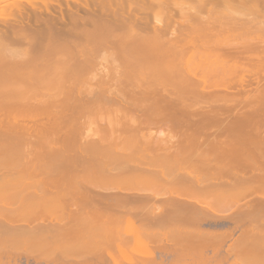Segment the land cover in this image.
Segmentation results:
<instances>
[{
  "label": "bare ground",
  "instance_id": "6f19581e",
  "mask_svg": "<svg viewBox=\"0 0 264 264\" xmlns=\"http://www.w3.org/2000/svg\"><path fill=\"white\" fill-rule=\"evenodd\" d=\"M27 1H10L16 15L8 20L0 19V264H67L70 262L65 263V257L89 254L111 257V251L106 250H111L113 245L131 260L130 255L138 254L131 252L138 247L139 254H150L153 239L143 235L150 233L152 227L142 225L151 223L165 227L156 228L157 237L166 235L163 238L178 239L170 240L174 241L171 245H161L159 239L161 247L155 248L159 253L151 251L153 258L156 252L175 258L206 257L211 239L229 238L232 232L204 229L201 225L177 227V223L190 221L191 216L198 224L218 226L225 215L226 220L228 217L215 211L217 207L226 204L225 207L236 198L241 201L247 192L257 194L256 200H252L254 193V197L249 193L247 197H252L260 211L253 208L255 215L251 223L255 226L250 223V228L245 227L230 249L264 255V0H241L243 10L230 9L229 0L226 5V0L222 3V0H156L157 15H170V19H158L156 24L139 15L142 11L137 2L140 0H126L129 5L132 1L138 4L134 12H128L129 5L127 8L124 5L126 15L123 6L119 7L122 0H33L25 5ZM105 3L112 7L109 13L104 11L108 4L106 9H100ZM148 3L145 6L149 7ZM219 3L224 5L223 9ZM6 4L11 6L9 1ZM111 49V58H105L106 63L112 61L113 66H106L111 70H99L100 73L96 69L95 72L98 51L108 55ZM232 94L243 97H231ZM127 100L150 101L152 105L148 106L146 116L118 111L120 114L116 112L113 117H103L104 122L107 120L101 123L100 132L86 141L90 148L118 146L153 151L156 139L140 132L143 126L156 120V124L167 123L172 128L184 129L181 136L186 139L180 142H187L186 145L196 144L205 136L210 149L216 148L219 151L216 156L222 160H215L218 162L213 164V154L206 153L203 146L199 149L201 152H196L205 160L207 169L216 166L215 171L219 168L228 175L248 177L237 180L234 176V181L226 183L218 179L226 187H218L214 192L213 188H208L211 191L198 190L197 186L194 189V184L193 190L188 191L172 179L156 177V184L164 186L160 185V189H169L165 194L158 191L156 198L144 194L141 184L148 180L136 169V173L132 174L133 171L118 181L116 178L112 183L104 181L110 187H104L98 179L94 183L89 179L79 182L61 177L28 181L27 175L34 171L53 170L52 164L39 163L44 159L42 152L46 145L69 143L67 136L81 130L79 127L86 123L75 112L85 109L82 103ZM193 102L202 106H198L201 113H194L198 109ZM201 134L204 136L200 139ZM17 141L32 143V146L27 152L26 149L21 152L16 148ZM192 143L187 147H181L180 143V148L171 146L175 148L172 153L167 146V151L183 157L195 151ZM15 158L21 162L19 159L15 162ZM93 164L99 165L98 170L87 164V178H92L90 174L94 172L101 178L112 170L108 168L109 163L108 166L101 163L102 167L100 163ZM27 188L29 191L22 193ZM44 214L54 217L57 224L48 228L40 224L29 227L12 223L16 215ZM243 218L239 220L243 222ZM128 233L137 245L131 254L124 248L130 244L124 236ZM190 233L199 240L191 238ZM186 235L191 236L186 239ZM219 246L213 248L216 254ZM5 256L9 261L4 262ZM160 259L156 264H164ZM117 263L115 259L114 264ZM140 264L150 263L142 260Z\"/></svg>",
  "mask_w": 264,
  "mask_h": 264
},
{
  "label": "rangeland",
  "instance_id": "374dc122",
  "mask_svg": "<svg viewBox=\"0 0 264 264\" xmlns=\"http://www.w3.org/2000/svg\"><path fill=\"white\" fill-rule=\"evenodd\" d=\"M0 1L2 2V6L0 5V7H2V9H0V11H1L0 14L2 13L1 14L2 16H0V19L1 18L3 19V17H6L7 20L10 19V18H14V15H16V11L14 10L13 5H11V2H14V0H7V1H4V2L2 0H0ZM8 1H9L11 6L8 5L9 7H6L7 4H8V3L6 4V2H8ZM26 1L27 0H23V2H26ZM31 1H33V0H29V1H27V3H24V4L28 5V3L31 2ZM78 1H80V0H78ZM81 1H84V0H81ZM120 1L121 0H119V2ZM133 1L130 3V5H129L128 2H126V0H125V3L123 2V0H122V2H120L121 6H119V7L123 6L122 7L123 8L122 11L124 12L123 13L124 15H126V13H128L129 10L131 12H134L136 10V6L139 4L138 7H140L141 8L140 10L142 11V12L140 11L141 13L139 15L142 16V17H147L148 19L152 20V22H154L155 24L159 22L158 19H161L163 21H166V20L170 19V17H169L170 15L167 16L168 14L166 16L164 14L162 17L160 16V14L157 15L156 8L154 7L156 0H152L153 3H150L149 2L150 0L149 1L148 0L147 1L146 0H140L139 1L140 3L137 2L138 3L137 5ZM141 1L144 2V5H142L143 3ZM191 1L192 0H190L189 2H191ZM224 1L222 0L220 3L224 2ZM227 1L228 0L225 1L224 5H226ZM229 1H231V2L227 3V5L229 6L230 9H234L232 7H235V10H243L244 9V6H243L241 0H239V2H237L238 0H229ZM33 2H35V0ZM145 2H147V3L149 2L148 3L149 7L145 6L146 5ZM177 2H178V0H177ZM179 2H180V0H179ZM220 3H219V5H221ZM105 4L102 5V7H104V8H100V9H102V10L106 9L108 7L107 6L108 3H105ZM4 5H6V6H4ZM108 5H109V7L106 10H104V11L108 12V9H110L111 5H112V7H114V5H116V4L113 2V4H111V5L108 4ZM128 5H129V8H127ZM98 6H96L97 9H98ZM223 6L221 5L220 9L221 8L223 9ZM119 7H118V9H120ZM124 7L128 9V10L126 9L128 12L126 11V13H125ZM172 7H174V6H172ZM100 9H98V10L101 11ZM8 16H12V17L8 18ZM18 17H20V16H18ZM122 17H123V15H122ZM6 18H4V19H6ZM246 18L249 19V18H252V17H246ZM112 50L113 49L108 50V52H109L108 55L109 56L106 55L104 51H102V52L98 51V53H97L98 58L96 57V62H95V72L97 70H98L97 72H100L99 70H102L104 72H107L106 69H108V71L111 70V69H109V67H106V66L108 64H109L108 66H111L113 63H111L112 61L110 63H106L107 61L105 62V58L106 59H108V57L111 58L110 55H112L113 53L111 54L110 52H112ZM114 51H115V49H114ZM103 52H104V56L102 55ZM105 55H106V57H105ZM102 56H103V58H102ZM98 63H101V64L98 65ZM100 67H102V68H100ZM100 73H102V72H100ZM198 103H200V101H198ZM198 103L196 102V104H197L196 105L193 102V105L195 107L197 106L196 110L198 109V111H195V109L193 110V111H195L194 113H196V114H198L199 111H200V113L202 112L200 110L201 108H198V106H201L202 104L200 103L201 105H199ZM202 103H204V102H202ZM82 104L85 106V109L84 108H82L80 110L78 109L79 112L77 110L75 112H77L76 116L77 117L79 116L80 120L82 119L81 121L83 122V120H84V122H86V123H83L80 126L81 128L79 127V129H81V130H79V131L76 130L77 132L75 131L74 133H71L70 135L67 136V138L69 139V143H67V144L46 145V147L43 149V152H42L43 153L42 156H43L44 159L40 160L39 163L41 162L42 164H47V165H51L52 164L53 170L49 171L47 169L45 171L44 170L43 171L40 170V171H37V172L34 171L33 174L27 175L28 176V181H30V183H33V182H35V180H38V179L61 177V178L74 179V180L77 179L78 181L80 179H81L80 181H82L83 179L84 180L86 179L85 181L92 180V183H94L93 182V181H95L94 179H96V180L98 179V180H100V183L103 182L102 184L104 185V187H110L111 184L107 185L104 181L109 182V183L111 181V183H112V180L115 179V178L117 179V180L116 179L115 180L118 181V179L124 177V175L128 176V175H130L129 173H132L133 171L134 172L132 174L136 173V171H135V169H136L137 171L138 170L142 171L143 173L142 174L140 173V174L142 176L144 174L143 177L144 178L147 177V180H148L147 183L143 182L144 184H141L142 186L140 185L142 187L143 192H145L144 194H147V195H150V196H153V197L155 196V198H156V194H160L159 192L162 193V191L163 192L165 191L164 192V194H165L166 191L167 192L169 191V189L167 187L164 188L165 190L159 188L160 185L161 186H163V185L160 184V183L156 184V177L172 179L178 185H181L183 189H186L188 191L189 190H193V186H191V185L194 184V186H195L194 189L196 188V186H197L198 190L200 189L202 191H206L208 188L209 189L213 188L212 192L218 190V187L222 188V189H223V187L224 188L226 187L225 185L221 184L220 180H218V179H221L222 183L223 182L226 183L227 181H230V182L234 181L236 178L238 180L240 178H243L244 176L248 177V175H244L242 177V175L240 176L238 174H232L233 175L232 176L230 174L231 172H229L230 175H228V174H226V172H221L219 170V168L216 169L217 171L219 170L218 172L215 171V167H216L215 165L218 162V161H215V160H220L219 158H217V156H218L217 154H218L219 151L215 150L216 148H213V147L212 148L214 150L210 149V144H207L208 142L204 139V137H205L204 134H201V136H200V139H201L202 136H204L202 138L203 140L201 139L196 144L192 143V142H188L189 144L192 143V144H194V146H196V147L193 146L195 148V151L188 152L189 155H183V157H182L181 154H176V153L175 154L173 153L174 155L170 154L169 152L172 153L174 151V149L176 148L175 147L176 145H177V148H180V146L182 147L183 145L187 144V142H185V144L182 143L183 139L185 138V136H183V137L181 136L182 133H183L182 131L184 129L172 128L170 126H167L166 125L167 123L166 124L161 123L162 124L161 125V124H158L160 122H157V124H158L157 125L156 124V120L154 121V123H152V124H150L148 126H143V128H142V130L140 132L141 135H143V136H147V137H151L152 136L153 139H156V148H153L154 150L150 149V150H153V151H147L148 149L147 150H135L133 147H128L126 149L124 147L122 149V148H120L118 146L117 147H115V146L114 147H112V146L111 147H104L102 149L99 148L100 146L99 147L96 146L97 148L96 147H91L90 148V146L88 144H86V141L88 143V140H89L88 138H90V137L93 138V137L97 136L96 132H98V131L100 132L101 123H105L109 116H112V117L115 116V114H117L118 111L120 113L123 112V114L126 113L127 115H133V114L136 115V114H141L142 113L143 115L146 116L147 113H148L147 109H150V108H148V106H151L152 103L150 101H143V100L142 101L127 100V101H118V102L90 101V102H84ZM99 106H101V107H99ZM111 106H115V109L113 107H112L113 108L112 109ZM88 107H90V108H88ZM94 107L97 108V109L94 110ZM202 110H203V108H202ZM204 110H205V104H204ZM193 111L191 113H193ZM120 113H118V114H120ZM194 113H193V116H194ZM80 114H81V117H80ZM103 117L104 118L107 117L105 122L103 121L104 120ZM181 140H182V142H180ZM204 140L206 141V143L204 142ZM179 143L181 144L180 146L178 145ZM189 144L186 145V147L189 146ZM15 145H16V148H18L21 152L24 149H26L25 151L27 152L31 148L32 143L28 144V143H25V142H22V141L21 142L17 141ZM167 146L169 148H171L172 151L168 152L167 149H169V148H167ZM171 146L175 147V148H172ZM191 146L192 145H190V148H191ZM203 146L204 147L209 146V147L204 148ZM202 147H203V149H204V151L206 153L213 154V156L211 155L213 159L212 158L211 159L213 161H215V163H213V164H215L214 165L215 167L212 166V167L207 169L206 166H204L205 160L201 159V157L199 156L200 153L196 152L197 150H198V152H201V151H199V149H201ZM196 154H197V157H196ZM180 156H181V158H180ZM215 156H216V159H214ZM20 159H21V157H20ZM20 159L18 160L19 162H21ZM17 160L15 158L14 161L18 162ZM220 161H222V160H220ZM93 163H95V164L96 163L97 164L100 163V167H102L101 163H106L104 165H107L109 163V167L108 168H110V170L112 169L111 172H114V173H111L109 171V169L107 168L109 173H110L109 174L107 172L108 176H106L107 173L105 174V176L103 175V173H105L104 170H103V173L100 172V174L102 173V176H104V177L100 178L99 176H101V175L97 176L98 173L96 174V176H97L96 177L94 175L95 174V172H94L93 174H90L92 178H87L88 177L87 175L89 174L88 173L89 172L88 171L89 168L87 167V164H88V166L90 164V166H91L90 168L93 169L94 166L96 167V165H94ZM98 166L99 165H97V167H96L97 170H98ZM110 166H112V167H110ZM104 167H106V166H103V168ZM114 167H116V168H114ZM119 167H120V169H119ZM123 167H124V170H123ZM137 168H139V169H137ZM115 170H117V171H115ZM118 171H120V172H118ZM139 171L137 173H139ZM91 172H93V171H91ZM116 172H118V173H116ZM214 172H217V173H214ZM150 173H151V176H149ZM218 173H221V175H220L221 177L220 176L218 177ZM248 173H249V171H248ZM250 173H251V171H250ZM114 174H115V176H114ZM112 176H114V177H112ZM234 176H236V178ZM148 177H151V179L150 178L148 179ZM233 177L235 178L234 180H232ZM87 179H89V180H87ZM150 180H152V181H150ZM214 180L218 181V183H216ZM88 183H86V184H88ZM90 183H91V181H90ZM197 183H198V185H197ZM199 184H200V186H199ZM95 185H98V184L96 183ZM92 186H94V184ZM95 188H97V187H95ZM28 191H29V189L27 188V190L26 189L23 190L22 193H27ZM209 191H211V190H209ZM156 192H158V193H156ZM186 192L187 191H185V193ZM248 193L249 192L246 193V197H244V198H243L242 195L239 196L240 199L243 198L241 201H239L236 198L234 200L235 202L234 201L233 202L230 201L229 203H227L229 205H227L225 207H224V205H226V204H223L221 207H217L218 210L216 209L215 211H217V212L219 211V212H222L224 214H227V217H228V218L226 217L227 218V220H226L225 219L226 215L224 216V218H223L224 220L220 222L221 225L218 224V226H217L216 224L215 225L213 224V226H211L212 223H209L210 224V226H209L206 222H205L206 224H203L202 222H200L203 225L202 224H198V223L192 221L193 219L191 218V216L189 218L190 221H187V222L185 221V222H181V223L178 222L179 224L177 223V225H176L177 227L195 228V227H198L197 225H201V228H204V229L208 228L210 230H214L216 228L215 230L218 231V229H219V231H222V232L225 229L226 230L229 229L232 232V234L229 236V238H228V236H226L224 238L214 239L216 241L211 239V241H210L211 242V244H210L211 246H210L209 249H207L208 250V255L206 257H204L205 255L202 256L201 254H198V255H201L200 257H198L197 255L196 256L195 255L194 256L186 255V256L178 257V258H175L173 255H167V256L161 255L160 256L158 254L159 252L157 251V249L159 250L160 247H161L159 241H161V245H164V244H170L171 245L174 241H170V240H174V239H177V238L174 236V239H173V236H172V238L170 236L171 239L168 240L167 238H163L164 236L166 237V235L163 236L162 234H161L162 235L161 238H160L159 234H158L159 237H157L156 228L162 230V229H165V227H161L162 225L161 226H157L156 223H151V224H143L142 225L144 228L152 227V229L150 230V233L144 234L143 237L144 238L153 239V241L150 240V239L149 240L152 241V243L154 242L153 245L155 246V247L154 246L152 247V244L150 245L152 248L150 250V254L149 255H144L143 253H141L145 257H142V255L139 254V252H137V250L140 249L139 247L136 250H134L133 252H131V250L134 249V246L136 244H134V242H135L134 241V237H132V235L130 236L131 233H128V235L124 234V236L126 237L125 240L128 239L127 242L129 241L130 244L129 245L127 244L128 246H125L124 248L126 249V252H129V254L134 253L135 251H136V253H138V254L134 253V254L130 255L129 257H131V260L126 259V258H128V256H125L121 252H119L120 251L119 248H117L115 245H113L115 247H113V246L110 247L111 250H106V251H111V257L109 255H107V254H104V255L101 254V256H96V255L94 256V255H90L89 254V255L69 256V258L68 257L67 258L63 257L64 259L63 258L62 259H63V261L65 263H67V262H70V263L71 262L72 263H77V262L80 263V262H82L83 264L84 263L87 264L89 262H90L89 264H92L93 262H94V264L95 263L96 264L97 263L98 264H114V260L115 259H117V262H119V264H136L135 262H137V261H138L137 264H140V263H142V260L146 261V263H150V264L155 263L156 264V262H159V260H157L158 258L159 259L161 258L160 261L164 262V264H168V263L172 264V262L174 261L173 259H175V261H176V262L174 261L175 264H186V263H190L191 264L192 262H193L192 264H264V255H255V253L252 254L251 251H246V249L245 250L230 249L231 248L230 245H232L233 242H235L237 237L238 236L240 237V235L243 234L242 232H245L244 228L245 227L250 228L252 225L255 224V223H251L253 221L251 219H253V217L255 215V211H253V210L256 208L255 210L258 212L259 208L257 207V205H256V203L254 201L252 202V200L253 199L256 200V195L257 194L255 192H252V193L250 192L249 194L250 195L252 194L251 196H253V193H254L255 197L253 196L254 198H252L251 196L247 197L249 195ZM161 195H163V194H161ZM251 198H252V200H251ZM251 205H253V206L250 207ZM254 205H256V207ZM71 209L73 210V208H71ZM147 209L148 208H145L144 210H147ZM249 209H250L251 212L249 211ZM153 210L155 212H156V210L158 211V209H156V210L153 209ZM209 212H213V211L209 210ZM252 212H253V214H251ZM244 213H245V215H244ZM21 214L22 213H20V215ZM49 215L50 214H47V215L44 214V215H39V216L37 215V216H27V217L19 216V215H18L19 216L18 217L16 215V218H14L12 220V223L16 224V225L17 224H19V225L21 224V225H25V226H29V227L39 226V224H40V225H43L44 227L50 226L48 228H52L54 225L57 224V220L54 217L49 216ZM252 215H253V217H252ZM233 216H234V218H232ZM243 216H244V218H243L244 221L242 222V220L240 221L239 218L243 217ZM246 217H247V219H246L247 222L250 220L248 223L245 220ZM229 218H231L232 220L230 221ZM54 219H55L56 222L53 221ZM233 219L235 221H233ZM237 219H238V221H237ZM66 220H68V218ZM200 221H207V220H200ZM43 222H45V223H43ZM60 222H62V221H60ZM64 222L65 221H63V223ZM235 222H237V223H235ZM238 222H240V223H238ZM58 224H60V223H58ZM66 225H65V227H66ZM70 225L72 227H75V225L72 224V223H70ZM59 226H61V225H59ZM235 226H236V228L237 227L238 228L235 229ZM67 227H69V225H67ZM231 227H234L235 230H233V228H231ZM246 229L247 228H245V230ZM192 233H195V232H192ZM192 233H190V234H192ZM196 235H193V234H192V236L191 235H186L185 238L189 239L190 238L189 236H191V238H195L194 240L196 241L197 240L196 239V237H197ZM193 236H195V237H193ZM156 237H157V240H156ZM218 246L220 247L219 252H218L219 255L216 254V252H214V250H213V248H215V247L218 248ZM115 248H117V249H115ZM155 248H157V249H155ZM151 251H153V252L157 251L158 252V253L156 252V258H153L152 256H150L151 255ZM112 253L115 254V255H113ZM204 253L207 254V252H204ZM193 254H196V253L193 252ZM162 256H164V257H162ZM5 258H6V256L4 258L2 257V259H4V262L9 261L8 257H7L8 260L7 259L5 260ZM144 258H146V259H144ZM22 259H23L22 261L24 262L25 259L24 258H22ZM164 259H166V260H164ZM171 259H172V262H170ZM70 263H67V264H70Z\"/></svg>",
  "mask_w": 264,
  "mask_h": 264
},
{
  "label": "flooded vegetation",
  "instance_id": "af4514ba",
  "mask_svg": "<svg viewBox=\"0 0 264 264\" xmlns=\"http://www.w3.org/2000/svg\"><path fill=\"white\" fill-rule=\"evenodd\" d=\"M254 84H255V83H254ZM231 97L241 98V97H243V95L232 94Z\"/></svg>",
  "mask_w": 264,
  "mask_h": 264
}]
</instances>
